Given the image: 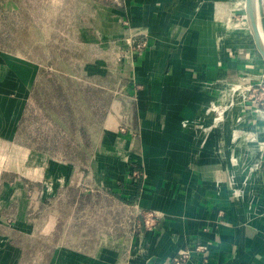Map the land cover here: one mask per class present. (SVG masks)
Masks as SVG:
<instances>
[{
	"label": "crops",
	"instance_id": "obj_1",
	"mask_svg": "<svg viewBox=\"0 0 264 264\" xmlns=\"http://www.w3.org/2000/svg\"><path fill=\"white\" fill-rule=\"evenodd\" d=\"M17 1L0 0V9L28 15ZM75 1L87 9L76 15L75 44L92 49L89 58L57 49L33 59L0 45V143L10 148L0 155V222L10 224L0 232V264H30L14 234L45 242L34 253L39 264H171L183 250V264H264V94L212 128L207 112L218 86L264 74L245 0ZM255 9L264 40V0ZM63 63L113 96L86 161L59 147L60 124L32 96L41 70ZM44 126L52 139L40 135ZM109 197L131 216L119 234H90V211ZM60 205L71 209L64 218ZM47 209L51 216L29 234L28 220ZM145 210L160 215L153 228L143 225ZM75 223L85 225L81 245L64 241Z\"/></svg>",
	"mask_w": 264,
	"mask_h": 264
},
{
	"label": "rangeland",
	"instance_id": "obj_2",
	"mask_svg": "<svg viewBox=\"0 0 264 264\" xmlns=\"http://www.w3.org/2000/svg\"><path fill=\"white\" fill-rule=\"evenodd\" d=\"M22 2L25 7V10L28 12V15L23 14L19 9L13 10L12 12H5L0 9V45L5 50L11 51L12 53L20 52L23 55H27L30 58H36L38 55L44 56L47 59H51L55 56L57 49H61L65 54L76 55L81 59H86L90 57V54H93L94 51L88 47L76 45L75 44V31L74 26L76 22V15L78 13H83L87 11L82 4H79L75 0H18L17 2ZM102 1V0H98ZM104 1V0H103ZM76 13V14H75ZM53 38L54 43L57 42L59 47L53 48L52 46H35L38 41H44L46 39ZM61 68L65 67V64H57ZM77 65V64H76ZM83 68L81 66L76 67V72L82 73ZM260 76V80L257 82H264V74L257 73ZM253 82V79H250L247 75L239 77L238 79L231 81L233 83H241L248 85L250 82ZM112 83V82H111ZM264 86V84H262ZM44 131H39L40 135L44 134V139H52L53 133L50 128L47 126L43 127ZM35 133V130H34ZM54 137V136H53ZM72 137H63V140L59 142V147L65 148L68 141H72ZM73 142V141H72ZM47 145V142H45ZM16 151H20L16 149ZM4 152H10V148L7 144L0 143V155ZM6 155H8L6 153ZM8 160V159H7ZM13 167H19L26 170L27 161L23 159L15 160L12 158L7 161ZM101 204L103 206L93 209L92 217L90 222L86 223L88 227H91L90 234L96 233L99 228H107L112 232V234H119L123 230V225L128 220L127 218L131 216L128 209L121 205L115 198H102ZM59 214L62 218L71 212L70 207L60 205L57 207ZM79 213L83 212V209L77 210ZM51 210H45L41 215L31 216L32 219L28 220L26 223L27 230L29 234H36L40 230V226L43 220L51 216ZM78 213V214H79ZM155 214L152 210L141 211V215L144 218V214ZM155 220L152 222H145V228H153L157 222L160 215L155 214ZM153 216V215H152ZM8 221V220H7ZM138 229L141 226V222H134ZM0 232L10 233L8 229L4 227L9 223L0 222ZM10 225V224H9ZM8 225V226H9ZM85 228L84 223H75L74 226L70 227L69 230L65 229L64 241L70 243L71 240L75 239L74 242L77 244L84 243L85 240L78 238L77 236ZM71 237V238H69ZM14 241L23 244L29 251V258L24 262H30V264H39L37 254H34L38 249L45 244L43 240L39 239H23L19 238L18 235L14 234ZM51 239H47V242H51ZM89 241V240H88ZM86 242L85 246L87 247L90 242ZM34 254V255H33Z\"/></svg>",
	"mask_w": 264,
	"mask_h": 264
},
{
	"label": "trees",
	"instance_id": "obj_3",
	"mask_svg": "<svg viewBox=\"0 0 264 264\" xmlns=\"http://www.w3.org/2000/svg\"><path fill=\"white\" fill-rule=\"evenodd\" d=\"M54 64L55 70H41V77L32 86V96L44 109L47 117L60 124L63 137H72L65 146L71 160H87L98 130L101 108L112 101L110 90L101 89L91 79L74 77ZM112 81L108 80L109 85ZM99 83V82H96ZM81 209L78 207L77 210ZM44 251L47 245H44Z\"/></svg>",
	"mask_w": 264,
	"mask_h": 264
},
{
	"label": "built area",
	"instance_id": "obj_4",
	"mask_svg": "<svg viewBox=\"0 0 264 264\" xmlns=\"http://www.w3.org/2000/svg\"><path fill=\"white\" fill-rule=\"evenodd\" d=\"M249 82L250 83L248 85L241 83L231 84V82H227L224 85L218 86L217 90L219 95L210 103L207 109V112L212 116L211 128L219 122H222L228 111H230L234 106L242 105L247 101L256 102L260 99V96L264 94V86H262L264 83H252L250 80ZM262 158L264 163V150L262 151ZM144 215L145 216L142 219L144 226L145 222H152L156 217L155 214L150 213ZM186 258L187 252L183 250L177 255L172 256L171 264H183Z\"/></svg>",
	"mask_w": 264,
	"mask_h": 264
},
{
	"label": "water",
	"instance_id": "obj_5",
	"mask_svg": "<svg viewBox=\"0 0 264 264\" xmlns=\"http://www.w3.org/2000/svg\"><path fill=\"white\" fill-rule=\"evenodd\" d=\"M245 12L247 22L253 35L256 47L264 59V40L259 30L258 19L255 9V0H245ZM147 264H151V261H149Z\"/></svg>",
	"mask_w": 264,
	"mask_h": 264
},
{
	"label": "bare ground",
	"instance_id": "obj_6",
	"mask_svg": "<svg viewBox=\"0 0 264 264\" xmlns=\"http://www.w3.org/2000/svg\"><path fill=\"white\" fill-rule=\"evenodd\" d=\"M261 34V33H260ZM259 76H261V75H259ZM254 79V78H253Z\"/></svg>",
	"mask_w": 264,
	"mask_h": 264
}]
</instances>
